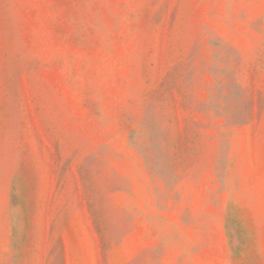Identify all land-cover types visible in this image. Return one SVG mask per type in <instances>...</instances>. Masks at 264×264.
Instances as JSON below:
<instances>
[{
    "label": "rangeland",
    "instance_id": "1",
    "mask_svg": "<svg viewBox=\"0 0 264 264\" xmlns=\"http://www.w3.org/2000/svg\"><path fill=\"white\" fill-rule=\"evenodd\" d=\"M0 264H264V0H0Z\"/></svg>",
    "mask_w": 264,
    "mask_h": 264
}]
</instances>
